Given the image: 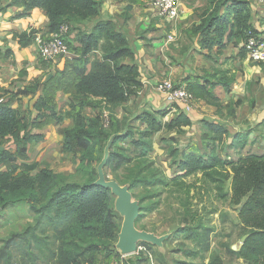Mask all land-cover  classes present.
Here are the masks:
<instances>
[{"label": "trees", "instance_id": "1", "mask_svg": "<svg viewBox=\"0 0 264 264\" xmlns=\"http://www.w3.org/2000/svg\"><path fill=\"white\" fill-rule=\"evenodd\" d=\"M17 2L27 9H39L44 12L50 21V31L53 32L66 24L73 31L79 23L99 16L102 0H17ZM229 3H232V0H210V8L202 16V22L194 27L196 35L202 36L207 42L214 33L221 45L225 33L233 25L237 39L244 38V30L252 28L256 32L250 24L249 6L244 7L242 3L233 1V5L228 7ZM223 8L225 11L221 15ZM36 34L37 32L32 31L20 35L18 41L20 48L32 45ZM78 41L80 47L77 51L80 52L83 63L79 64L77 61L71 67L70 72L75 83L73 93L81 102V106L86 100L101 101L104 110L109 112L114 122L106 128L101 115L84 119L80 114L70 113L74 126L70 129H61L60 119L57 118L54 108L47 104L43 97L38 100L36 109L39 113L48 112L47 117L52 116L57 122L58 134L63 137L65 153L80 152L77 175L85 181L84 183L74 182L72 177L47 168L34 173L20 172L17 153L25 154L28 142H41L43 138L37 134L28 136L29 121L26 116L18 110L0 105V145L12 137L21 140L24 145L20 146L15 154L9 151L0 153V167L7 168L0 171V212L21 203L29 205L33 225L26 230L23 238L27 242L31 264H36L38 260L57 264H95L99 255L119 256L115 244L122 219L115 211V197L109 190L94 187L92 184L97 180V167L103 157L97 156V147L104 141L107 144L111 135L123 132L128 120L132 118L123 116L118 119L114 118V115L116 116V110L124 107L140 86L139 72L134 64L133 49L124 34L117 31L113 22L98 23L90 34H80ZM207 44L210 48L212 43ZM97 52L101 54V60L97 57L91 58ZM245 56L246 51L242 50L240 57ZM214 76L219 79L215 84H188L187 88L197 99L217 108L219 112L223 109L222 102L208 87L215 89L220 86L226 92H230L235 77L228 69L216 70ZM30 93L31 91L26 88L17 95ZM138 121L147 125L144 130H139V139L134 143L139 155L133 157L123 154V149L118 152L111 149L107 174H112V179L121 185L131 186L134 198L139 200L142 206L139 224L145 212H152L155 209L154 204L150 207L145 206V202L157 197L158 194H154L153 190L159 185L167 187L170 182L166 180L164 173L156 168V161L150 156L154 150L153 137L164 129L181 130L182 127L191 126L192 122L188 116L182 114L170 123L162 125L154 115L147 113L139 115L136 122ZM200 127L203 132V143L207 148L212 146V153L204 156L195 152L179 151L176 148L169 150L182 175L180 178L202 174L210 179L211 183L220 184L224 181L221 182L214 174L220 173L221 168H228L231 171V202L243 206L239 212V220L248 234L239 255L247 264H264V154L239 157L237 161L224 160L217 153L216 144L221 145L230 138L232 139L230 148L242 151L248 145V133L232 134L225 125L206 120L200 121ZM21 134L23 136L20 138ZM134 134V127L130 126L127 135L117 139L115 144L134 138ZM140 188L152 192H145L138 197L136 191ZM217 191L220 192V188ZM194 217L195 214L187 211L185 223H182L171 237H180L195 244L194 249L184 252L187 257L204 258L205 254L211 252L212 230L204 226L201 220L195 225L189 224L188 219L194 221ZM16 237L18 236L14 235L6 248L0 252V260L8 258L9 254L5 250L10 248ZM139 247L152 249V246L144 243ZM208 264H222V259L213 254Z\"/></svg>", "mask_w": 264, "mask_h": 264}, {"label": "crops", "instance_id": "2", "mask_svg": "<svg viewBox=\"0 0 264 264\" xmlns=\"http://www.w3.org/2000/svg\"><path fill=\"white\" fill-rule=\"evenodd\" d=\"M247 1L250 3V24L264 46V4L257 7L252 0ZM209 8L210 0H182V14L177 22H166L152 18L149 8L141 0H102L99 16L79 23L73 31L70 29L66 59L43 62L38 60V49L34 43L20 48L18 41L23 33H48L50 21L46 14L39 9H27L17 0H1L0 105L17 110L22 107L26 109L30 104L31 109L42 93L38 92L36 96L17 93L37 83L45 84L62 72L70 61L81 60L80 52L77 51L80 47V34H90L98 23L111 21L117 31L124 34L135 53L134 64L138 69L140 82L124 107L116 110V117H134L140 111V115L147 113L166 118V123L182 114L192 122L191 126L182 127L181 130L164 129L158 132L153 137L154 155L162 159L163 154L174 146L180 151L209 156L212 146L207 148L203 143L201 120L225 125L232 134L248 133V145L244 150H264V62H252L247 53L245 57H240L244 43L236 38L229 40L226 36L219 45L213 33L208 40V43H212L209 48L206 40L194 32V27L200 24L198 15ZM170 34L176 36L175 42L167 41ZM95 57L101 60L99 52L91 56L92 59ZM232 57L235 81L230 92L220 86L214 90L215 96L224 106L221 112L205 101L196 99L193 111L185 113L180 106L168 104L156 90L157 83L163 79L188 87L193 78L213 74L216 66L224 67L226 60ZM87 69H90V65ZM198 81L203 82L202 78ZM213 82L216 83L217 80ZM58 93L65 94L62 91ZM227 106L232 108L230 114H226ZM131 126L141 130L147 128L142 121H135ZM56 130V125L37 129L33 132L34 135L42 136L43 140L35 142L38 144L48 139L60 142ZM231 141L230 138L224 141L229 149H232L229 146Z\"/></svg>", "mask_w": 264, "mask_h": 264}, {"label": "rangeland", "instance_id": "3", "mask_svg": "<svg viewBox=\"0 0 264 264\" xmlns=\"http://www.w3.org/2000/svg\"><path fill=\"white\" fill-rule=\"evenodd\" d=\"M233 1L240 2L242 6H249L250 8V3H248L247 0H232V3H229L228 7L233 5ZM224 11L225 9L223 8L221 10V15H223ZM205 12H207V10L201 15H198L200 22H202V16ZM236 35L237 32L234 25L229 27L227 33H225V37L228 36L229 40L236 38ZM253 36L255 37L256 34L251 28L243 31V39L236 38V40H241V42L244 43L243 50H245L246 53L248 52L246 48L248 40ZM77 61L80 62L79 64L83 63V59L70 61L69 64L65 65L64 70L58 73L55 78L53 77L48 81V83L46 82L43 85L37 83L29 88V90L34 96H36L38 92L42 93L40 98L43 97L47 104L54 108L57 118L60 119L59 127L61 129H70L74 126V120L69 116L70 113L73 115L80 114L84 119H90L101 115L103 124L106 128H109V125L112 124L114 120L110 118L109 112L104 110L101 101L86 100L83 106H81V102H79L75 97L76 95L73 93L75 83L70 72V67L76 64ZM233 63L234 57L226 60L224 67L216 66L214 72H216V70L226 69L232 72L234 68ZM213 76L214 73H209L203 77L193 78L192 82L189 84L201 83L204 85L205 83H214L213 80H219L218 77ZM200 78H202L203 82L198 81ZM54 84H57V86ZM208 88L212 90L215 95L216 90L211 89L210 86ZM60 91L65 94L58 93ZM188 91L193 97L194 107L197 97L191 90L188 89ZM66 94H68V96ZM38 100L33 104L31 109L30 104H28L29 107L26 109L23 107L17 109L22 115L26 116L29 121L27 128L28 136H34L33 132L37 129L54 125L57 126V122L52 119V116L47 117L48 112L39 113L37 111L36 104ZM225 110L226 114L232 112V108L229 109V106H227ZM114 118L117 117L114 115ZM155 118L158 122H161L162 125L166 123L164 120H167L163 117L155 116ZM136 129L137 128L134 127V138H129L121 143L114 144L112 150L118 152L120 149H123V154H128L133 157L138 156L139 151L134 143L139 139L138 132L141 129ZM56 131L58 134V127ZM21 136H23V134L20 135V138ZM58 136L60 138L59 140H61L60 142L55 140L49 141L50 139L44 140V142L38 144L35 141L28 142L25 148L26 153L23 155L17 153V165L20 172L26 171L34 173L47 168L55 173L72 177L74 182L84 183L85 181L77 175V168L81 156L80 152L74 154L64 153L62 150L63 138L59 134ZM22 143L21 140H16L13 137L6 139L2 142L0 152L9 150L16 153L20 146H24ZM105 146L106 142L104 141L97 147L98 157H102ZM172 148H174V146L171 147L170 150ZM216 149L217 153L220 154L224 160L233 161H237L239 157H245L251 154L261 155L264 152L261 148L234 151L229 149L225 143L221 145L218 144ZM150 156L156 161V168L163 172L167 177L166 180H170V182L167 187L159 185L157 189L153 190L154 194L157 193L158 195H156V198L150 199L151 201L145 202V206L150 207L154 204L155 209L152 212L144 213V217L141 223L138 224V228H145L147 231L154 232L157 235L170 233L172 236L177 229L182 226V223H185L184 220L186 218L184 217L187 211H189L193 215L195 214L194 221L188 219L189 224L195 225L196 222L201 220L204 226L212 230L211 252L205 254L204 258H189L184 252L188 249H194L195 244L192 241L180 237H170L165 243V253H160L155 247H152V249L139 247L137 254L125 258H120L116 255L109 257L99 255L96 258L95 264H208L213 254L221 257L222 264H247L239 255L240 250L236 251L234 249L237 245L241 246L242 238L248 234L245 233V229L239 220V212L243 206H237L231 202V171L228 168H221L220 173L214 174L221 182L222 180L224 181V183L220 184L211 183L210 179L204 177L202 174H197L188 178H180L182 175H180L178 171V165H176L175 161L172 159L169 151L163 154L162 159L154 155L153 152ZM6 169L7 168L4 166L0 167V171H5ZM122 172L123 170L120 171V174H122ZM108 176L110 179L113 178L110 173ZM218 188H220V192L217 191ZM145 192L152 191L140 188L136 191V194L138 197H141ZM225 194H228V196ZM32 225L33 219L27 203L17 204L0 212V252L6 248L7 243L14 235L18 236L14 239L10 248L5 250L6 253L9 254L8 258L5 257V259L0 260V264H31L27 253V242H25L23 236H25L24 233ZM36 264L57 263L38 260Z\"/></svg>", "mask_w": 264, "mask_h": 264}, {"label": "built area", "instance_id": "4", "mask_svg": "<svg viewBox=\"0 0 264 264\" xmlns=\"http://www.w3.org/2000/svg\"><path fill=\"white\" fill-rule=\"evenodd\" d=\"M1 1V0H0ZM147 5L152 18H158L166 22H177L182 14V0H141ZM255 6L264 4V0H252ZM70 28L67 25L61 26L57 31L38 33L35 35L34 44L38 49V60L43 62H56L65 60L68 52L67 38ZM176 36H167L168 42H175ZM247 55L252 62H264V46L257 37L253 36L246 45ZM156 90L165 101L171 105L180 106L185 113H191L193 97L186 86L170 79H163L157 83Z\"/></svg>", "mask_w": 264, "mask_h": 264}, {"label": "water", "instance_id": "5", "mask_svg": "<svg viewBox=\"0 0 264 264\" xmlns=\"http://www.w3.org/2000/svg\"><path fill=\"white\" fill-rule=\"evenodd\" d=\"M139 113L140 111L136 116L128 120L123 132L110 136L104 148L102 160L97 167V180L92 184L94 187L109 190L115 197V211L122 219L115 249L121 258L137 254L142 243L157 248L160 253H165V243L171 237L170 233L157 235L153 232L140 230L138 228V220L141 216V202L134 198L129 184L121 185L114 179H110L107 174L112 147L117 139L127 135L129 127L137 120ZM247 238L248 235L244 236L241 240V246L237 245L234 249L236 251L240 250Z\"/></svg>", "mask_w": 264, "mask_h": 264}]
</instances>
